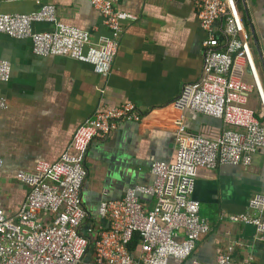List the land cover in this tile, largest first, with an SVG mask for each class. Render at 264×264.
<instances>
[{
  "label": "crops",
  "instance_id": "crops-1",
  "mask_svg": "<svg viewBox=\"0 0 264 264\" xmlns=\"http://www.w3.org/2000/svg\"><path fill=\"white\" fill-rule=\"evenodd\" d=\"M236 1L264 87V0ZM45 4L55 6L58 22L90 33L94 43L109 37L100 13L86 0H0V13L29 14ZM116 8L136 19L125 22L119 52L106 77L87 63L37 56L30 40L0 33V61L11 66L10 80L0 82V98L7 104L0 109V207L13 221L29 189L17 174L33 172L38 162L58 161L78 126L101 108L130 103L142 118L120 123L107 138L92 141L82 190L89 214L86 226L105 228L98 215L100 203L121 199L130 187L152 184V163L175 157L174 122L182 113L173 102L185 84L203 74L206 34L189 0H119ZM53 27L33 24L34 31ZM234 76L250 81L243 60L236 61ZM247 106L263 120L256 94L248 97ZM183 115L188 131L195 134L215 138L228 128L221 120L197 112ZM258 194L264 195V150L247 167L219 165L197 172L192 198L199 202L210 233L198 242L195 260L217 264V257L232 248L228 254L234 263L252 258L253 264H264V233L228 220L251 212L249 201ZM261 215L264 218V212Z\"/></svg>",
  "mask_w": 264,
  "mask_h": 264
},
{
  "label": "built area",
  "instance_id": "built-area-1",
  "mask_svg": "<svg viewBox=\"0 0 264 264\" xmlns=\"http://www.w3.org/2000/svg\"><path fill=\"white\" fill-rule=\"evenodd\" d=\"M86 1L109 30L101 44L94 43L90 33L58 22L51 4L29 14L0 13V33L30 40L37 56L87 63L106 77L119 52L123 26L136 17L118 10L119 0ZM189 1L206 34L204 69L201 78L185 84L173 102L182 113L174 122V159L152 163V184L130 187L121 199L101 202L98 215L106 222L105 228L86 226L89 214L82 190L92 141L107 138L120 123L142 118L141 111L130 103L99 109L78 126L58 161L38 162L33 172L17 174L29 189L15 221L0 207V264H206L193 255L198 242L210 233L208 221L200 216L199 202L192 198L196 175L219 165L250 166L254 155L264 150V87L237 1ZM35 23L54 27L34 31ZM237 60L245 62L249 82L235 78ZM10 77V64L0 61V82H8ZM253 93L261 103L262 121L247 106ZM6 108V101L0 98V109ZM187 111L219 119L228 128L215 138L192 133L183 115ZM144 199L153 202L152 206ZM248 207L251 212L228 220L252 225L263 234L264 195L252 197ZM231 249L217 257V264H238L228 254Z\"/></svg>",
  "mask_w": 264,
  "mask_h": 264
},
{
  "label": "water",
  "instance_id": "water-1",
  "mask_svg": "<svg viewBox=\"0 0 264 264\" xmlns=\"http://www.w3.org/2000/svg\"><path fill=\"white\" fill-rule=\"evenodd\" d=\"M243 3H244V0H241ZM238 4V3H237ZM245 18H246V20L247 21H249V16H248V14H247V11H246V13H245Z\"/></svg>",
  "mask_w": 264,
  "mask_h": 264
},
{
  "label": "trees",
  "instance_id": "trees-1",
  "mask_svg": "<svg viewBox=\"0 0 264 264\" xmlns=\"http://www.w3.org/2000/svg\"><path fill=\"white\" fill-rule=\"evenodd\" d=\"M135 241L133 242L132 248L134 247L135 242L137 241V237L134 239Z\"/></svg>",
  "mask_w": 264,
  "mask_h": 264
}]
</instances>
